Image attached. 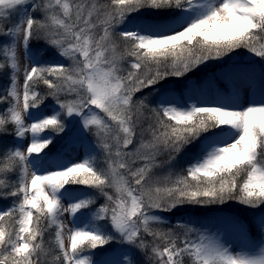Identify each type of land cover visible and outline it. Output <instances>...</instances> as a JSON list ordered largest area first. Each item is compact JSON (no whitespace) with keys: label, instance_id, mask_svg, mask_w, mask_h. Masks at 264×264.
Segmentation results:
<instances>
[{"label":"snow or ice","instance_id":"obj_1","mask_svg":"<svg viewBox=\"0 0 264 264\" xmlns=\"http://www.w3.org/2000/svg\"><path fill=\"white\" fill-rule=\"evenodd\" d=\"M241 49L264 61V0H0V136L14 138L0 146V200H12L0 264H97L93 250L110 243L129 254L105 264H141L136 253L142 264H264V238L237 249L168 219L185 205L264 208V64L259 98L244 102L194 97L191 82L157 87L208 61L239 64ZM69 118L94 137L79 159L70 141L48 151Z\"/></svg>","mask_w":264,"mask_h":264},{"label":"rangeland","instance_id":"obj_2","mask_svg":"<svg viewBox=\"0 0 264 264\" xmlns=\"http://www.w3.org/2000/svg\"><path fill=\"white\" fill-rule=\"evenodd\" d=\"M4 23L7 24L8 22L5 21ZM33 42L34 43L32 44V48L34 50L38 48V44L42 43L37 41ZM244 61L249 62L252 67L249 68L244 63ZM23 62V55L21 52V63L23 64ZM256 67L257 64L253 63V61H250V58L247 57L246 60H241L238 66L224 67L218 73V78L220 79L219 85L223 88V90L219 89L218 84H216V80L213 76H208L198 79L197 81H192L191 83L194 84L195 87L191 90L190 94L194 97L206 101L215 100L218 96L238 95L242 102L247 101L250 98H259L262 90L261 76L256 72ZM183 85L184 84L181 83L179 86H176L177 88L175 87L177 92H181L184 90ZM165 87L166 86L160 88L163 89ZM53 106L54 104H49L42 107L43 113L51 114V109L53 108ZM66 125V135L60 136L57 139V142H53V146H56L51 152H55L62 142L70 141L73 155L77 159L82 158L85 152L88 150L89 144L94 141V137L91 135L92 138H88L87 132H84L80 128V125L74 118H69L66 121ZM48 134L51 135L52 133ZM13 142V137H11L10 139L5 138L2 140V145H9ZM28 142V140L24 141L25 146ZM98 159H102V157L98 156ZM12 176L14 179H16L15 175ZM2 203H0V208L6 207V202L2 201ZM65 204H67V201H65ZM9 205L11 204L9 203ZM247 208L250 209V211H248V229L245 228L240 222L236 221L234 215L227 210L216 211L213 214H208V217L202 220L194 217H189L186 214L181 215L178 219H180L182 222L190 221L196 228L206 229L210 233H215L222 239V241L232 245L234 248L239 249L253 246L254 244H257L262 238H264L262 237V233L259 229L261 213H264V208ZM64 219L67 222V214L65 215ZM54 231L55 230L53 229V235ZM67 243V236H65L66 246ZM116 252H119V257L116 255ZM126 254H129L126 247H122L118 244L116 245V247L104 251L98 257H94V259L97 261V264H105L106 261L122 258ZM185 264H189L187 257L185 258Z\"/></svg>","mask_w":264,"mask_h":264},{"label":"trees","instance_id":"obj_3","mask_svg":"<svg viewBox=\"0 0 264 264\" xmlns=\"http://www.w3.org/2000/svg\"><path fill=\"white\" fill-rule=\"evenodd\" d=\"M34 42H32L33 44ZM38 48L43 47V42L41 44H38ZM234 55V59L235 60H246L247 57L250 58V61H253V63L257 64L256 67V72L258 73V75L261 76L260 74V65L264 64V61H261L260 58H256L251 56L250 54H248L245 50L241 49L239 50L237 53L233 54ZM44 60H54L55 58L53 56H51V54L49 53H45V56L43 57ZM61 62V60H60ZM62 62H65L62 60ZM66 63V62H65ZM239 64H235L233 59H229L226 58L223 62L220 61H208L205 64L201 65L198 69H196L193 72L188 73L185 77H183L180 80H177L175 78H169L165 81H162L159 85H157V87H163V86H167V85H174L179 86L181 83L184 84L185 82H192V81H197L198 79L204 78V77H208V76H213L216 80V84H218L219 89L223 90V88L219 85L220 79L218 78V73L227 66H238ZM7 82V75L4 73H0V88L3 87V85ZM177 88V87H176ZM218 89V88H217ZM151 91L146 90L144 93H142L143 95H147V92ZM139 98V97H137ZM154 102V100H153ZM47 104H54V102L51 100V98H49L45 104L42 106L44 107ZM2 110V109H0ZM9 131H11V126H9ZM66 131L64 133H61L59 135L55 136L54 142H57V139L60 136H64L66 135ZM88 138H92L90 133H87ZM58 136V137H57ZM12 136H0V144L2 145V140L3 139H10ZM56 146V145H55ZM53 146V144H51L49 146L48 151L51 152L53 150V148L55 147ZM190 151H194L190 150ZM161 159H166V157H161ZM188 157L185 155H181L178 158L177 163L174 165V168L176 170H179V168H182L185 166V163L187 161ZM168 170L166 168L164 169H157L156 172L159 175H163L166 174ZM11 180H15L13 178V176H10ZM74 188H80L83 189L81 186H71ZM85 191H87V189H83ZM6 202V207L9 206V203H12L11 198H9L8 200H0V203ZM103 198H100L98 200V204L103 203ZM3 204V203H2ZM4 205V204H3ZM191 205H185L182 209H176L174 210L171 214H168V219L172 221V223L174 224L176 222V220L183 214L188 215L189 217H194V218H198L200 220L205 219L208 217V214H213L216 211H222V210H227L230 213H232L234 215V218L236 221L240 222L245 228L248 229V223H249V215H248V211H250V209L247 208V206L241 205L235 201H230L224 205H209L206 207H201V206H191ZM171 225H165V227H170ZM53 236V232L51 231L50 233H46L45 234V241H48L51 237ZM116 245H118L117 243H110L106 246L97 248L95 250H93L92 255L93 257H98L101 253H103L104 251L110 250L114 247H116ZM135 257L137 260L141 261V264L143 262V256L140 255L139 253L135 254Z\"/></svg>","mask_w":264,"mask_h":264}]
</instances>
